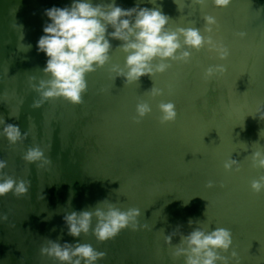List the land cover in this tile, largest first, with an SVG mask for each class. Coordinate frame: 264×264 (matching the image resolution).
Returning a JSON list of instances; mask_svg holds the SVG:
<instances>
[{
  "label": "water",
  "instance_id": "1",
  "mask_svg": "<svg viewBox=\"0 0 264 264\" xmlns=\"http://www.w3.org/2000/svg\"><path fill=\"white\" fill-rule=\"evenodd\" d=\"M116 2L130 8L137 0ZM70 3L0 0V116L25 133L16 144L0 136V160L7 162L5 173L30 182L26 195L0 196V264H58L41 255L47 238L91 244L106 253L98 264H183L171 253L179 233L195 227L188 225L189 218L203 221L202 227L230 229L240 264H264V193L255 194L249 186L264 169L252 167L248 156L264 145V0H255L254 7L253 0L140 4L161 7L171 18L169 29L196 27L212 39L207 65L217 70L205 85L196 82L201 76L191 58L171 61L153 81L149 76L131 84H124L123 77L114 80L111 68L123 65L124 54L116 48L121 42L113 39L110 62L87 74L81 103L43 101L32 84L41 78L46 61L36 48L48 20L44 11ZM206 16L215 24L207 25ZM28 44L32 47L25 51ZM222 51L227 52L223 58ZM99 81L109 88H100ZM196 84L211 103L196 107L186 97L185 86L192 97L200 93ZM153 86L164 95L153 97ZM161 100L174 103L175 121L160 123ZM139 101H147L152 110L136 122ZM37 145L51 161L43 167L21 158ZM229 156L239 171H225ZM104 199L122 209H139L138 223L146 227H126L104 242L91 232L80 238L67 234L66 211ZM173 231V244L165 243V234Z\"/></svg>",
  "mask_w": 264,
  "mask_h": 264
},
{
  "label": "clouds",
  "instance_id": "2",
  "mask_svg": "<svg viewBox=\"0 0 264 264\" xmlns=\"http://www.w3.org/2000/svg\"><path fill=\"white\" fill-rule=\"evenodd\" d=\"M143 2L137 0L135 6L124 8L116 0H71L64 7L45 9L48 20L43 25V34L37 40L36 48L38 52L44 53L46 61L40 70L41 78L32 84L39 97L43 101L63 98L73 104L81 103L87 91V74L110 62L113 39L121 42L116 48L124 54V62L122 66L113 65L111 71L115 73L114 80L123 77L124 84L138 83L142 76H149L153 81L156 74L164 73L171 67V61L189 62L191 49L199 50L206 44L215 47L212 39L203 36L196 27L169 29L171 18L162 8L141 7ZM173 2L177 4V0ZM197 2L203 3V0ZM148 3L155 4L156 0H148ZM215 3L227 5L229 0H215ZM205 20L209 26L215 24L211 16H206ZM206 31H211V27H206ZM31 47V44L25 45V51ZM226 55V51L221 52V58ZM216 70L209 67L205 70L206 75L211 76ZM149 91L153 97L164 95L163 89L154 86ZM157 108L161 124L175 121L177 112L172 101L161 100ZM151 110L147 101H139L134 119L139 122ZM260 134L261 130L259 138ZM0 136L10 144H16L25 137V133L21 132L19 125L6 123L4 117L0 116ZM243 150L247 151L248 147ZM248 156L252 167L264 169V145L251 149ZM21 158L38 167L51 162L38 145L29 147ZM6 166L7 162L0 160V196L11 193L19 198L26 195L30 182L5 173L3 170ZM223 167L225 171H239L238 162L232 156L223 162ZM208 186L212 187L211 181ZM249 186L255 194L264 193V175L251 180ZM107 200L98 201L94 206L79 211H66L63 220L67 234L80 238L82 234L91 232L97 241L104 242L113 239L126 227L131 226L134 230L146 227L138 223L139 209H122L115 202L105 203ZM68 207H71V195ZM206 211L207 206L204 215ZM187 223L190 227L195 224V227L187 234L180 232L179 243H172L174 231L165 234V243L173 244V258L182 257L183 264H240L238 253L233 248L230 229L213 227L211 224L202 227L203 221L192 218ZM40 252L58 264H98L106 255L91 244L81 243L80 239L61 243L59 238H47Z\"/></svg>",
  "mask_w": 264,
  "mask_h": 264
},
{
  "label": "rangeland",
  "instance_id": "3",
  "mask_svg": "<svg viewBox=\"0 0 264 264\" xmlns=\"http://www.w3.org/2000/svg\"><path fill=\"white\" fill-rule=\"evenodd\" d=\"M254 5H256L255 4V0H253V7H254ZM251 15H252V12H251ZM259 19L260 18L258 17V20ZM205 37H208V35H205ZM208 46L209 45L206 44L203 47H201L199 50L191 49V56H192L191 59H192V61L194 63V66L197 65V68H194V69L201 76V77L196 76L195 80H196L197 83H201L202 85H205L204 83L210 77V76L206 75V71H205L207 68H209V66L207 65L209 57L206 55V51H207ZM263 51H264V48H263ZM97 85L100 88H109L104 82H101V81H99V83ZM196 85H198V84H196ZM198 88L200 89V93L198 95H195L194 97H192L193 95H192L191 90L189 89V87L185 86L184 90L188 93L186 95V97H188V99L190 101H192L193 104L196 105V107L198 105H200V104H204L205 105V104L211 103L210 102L211 98L208 96L207 91H205V90L203 91V88L200 87L199 85H198ZM120 93L122 94V92H118V94H120Z\"/></svg>",
  "mask_w": 264,
  "mask_h": 264
}]
</instances>
